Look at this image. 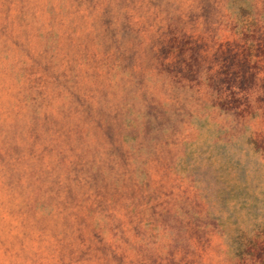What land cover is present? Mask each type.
I'll return each instance as SVG.
<instances>
[{"label": "rangeland", "instance_id": "374dc122", "mask_svg": "<svg viewBox=\"0 0 264 264\" xmlns=\"http://www.w3.org/2000/svg\"><path fill=\"white\" fill-rule=\"evenodd\" d=\"M0 264H264V0H0Z\"/></svg>", "mask_w": 264, "mask_h": 264}, {"label": "trees", "instance_id": "16d2710c", "mask_svg": "<svg viewBox=\"0 0 264 264\" xmlns=\"http://www.w3.org/2000/svg\"><path fill=\"white\" fill-rule=\"evenodd\" d=\"M244 63L245 62H243V61L241 62V64L245 65ZM231 73H233V74L237 73L236 74L237 76H233V77L234 78L239 77V80H238L239 81V84H245L252 77L251 72H246L245 66H244L243 69H240V70H237V71L236 70H232ZM229 74H230V72L227 71L225 74H223L222 76H220V79H222L224 81L226 79V77L228 78Z\"/></svg>", "mask_w": 264, "mask_h": 264}]
</instances>
